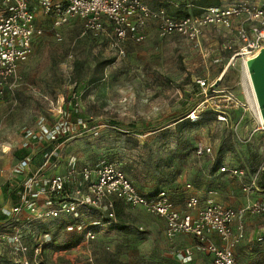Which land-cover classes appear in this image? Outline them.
Instances as JSON below:
<instances>
[{
	"label": "rangeland",
	"instance_id": "1",
	"mask_svg": "<svg viewBox=\"0 0 264 264\" xmlns=\"http://www.w3.org/2000/svg\"><path fill=\"white\" fill-rule=\"evenodd\" d=\"M145 1L172 11L198 5V0ZM236 1L219 0V4ZM42 24L43 34L34 38L31 53L18 63L14 93L0 105V166L8 167L17 160L14 151L24 148L26 132L36 131L40 121L53 123L67 118L73 122L72 132L56 150V165L50 170H66L70 162L93 168L119 160L138 189L153 193L165 188L176 207L191 191L198 195L200 191L202 200L209 197L234 206L264 200V190L252 188L249 194L242 190L264 169V133L257 129L261 119L247 75L246 57L231 58L223 48L228 42L237 44L228 30L205 25L196 39L188 40L177 34L160 36L149 24L145 38L126 41L124 53L119 54L110 46L107 34L81 33L77 18L60 28V36L54 35L48 21ZM103 58L113 61L100 73L95 63ZM196 77H205L217 89H231L239 105L220 106L221 97L211 89H199ZM191 101L198 107L194 123L185 115ZM219 108L225 110V121L216 118ZM173 114L184 115L174 120L170 118ZM161 118H165L157 125L161 127L140 130L144 123ZM79 120L86 122L87 129L78 128ZM110 121L133 122L136 128L125 129ZM197 143L209 145L211 152L196 155ZM44 144L50 147V143ZM215 163L240 167L244 173L235 176L217 172ZM16 178L6 170L0 182L14 183ZM188 182L191 190H186ZM79 183L83 181L77 176L71 186ZM132 208L123 209L122 216L146 218L148 213ZM83 210L77 218L64 216V221L49 219L45 224L48 242L42 264L182 263L163 253L165 242L159 232L150 238L146 232H139L134 222L128 231L115 230L93 209ZM244 217L249 247L239 248L240 262L264 264V210L246 209ZM92 221H98L92 240H86L82 230L68 228L72 224L83 228ZM79 233V242L64 246Z\"/></svg>",
	"mask_w": 264,
	"mask_h": 264
},
{
	"label": "built area",
	"instance_id": "2",
	"mask_svg": "<svg viewBox=\"0 0 264 264\" xmlns=\"http://www.w3.org/2000/svg\"><path fill=\"white\" fill-rule=\"evenodd\" d=\"M72 18L81 21V33L107 34L110 46L119 54L124 53L126 41H142L149 24L155 26L160 36L177 34L188 40L196 39L205 25L223 27L237 41V44H223L231 58L248 57L264 41V0L259 4L238 0L230 4L210 5L198 14L178 16L163 6L152 7L144 0H0V104L14 93L18 63L31 53L34 38L43 34L42 21H48L54 35L60 36V28ZM68 56L71 57V54ZM194 81L199 89H211L221 97L220 106L239 105L231 89H217L205 77H196ZM74 104L77 105V102ZM197 109L193 107L187 117L196 120ZM216 118L225 121V110L219 108ZM77 124L78 128L87 129L86 122L79 120ZM72 127L73 122L67 118L53 123L40 121L36 131L25 134L23 147L29 152L8 167L0 166V178L8 170L21 180L14 204L0 199V213L5 215L0 220V264L4 261L11 264H42L43 250L48 242L43 222L62 216L77 218L82 208H88L101 211L111 223L116 219V199L129 207H140L149 214L161 217L164 221L163 234L168 240L180 234L191 235L195 248L209 254L212 264H240L235 258V247L245 237L242 217L246 209L254 212L264 210V200L235 208L212 199L201 201L198 194L191 191L186 193L184 206L176 208L166 189L152 195L139 192L117 161L104 162L93 168L70 162L64 172L50 170L52 165H56L53 159L61 142L50 147L44 143H51L58 136L68 137ZM257 129L264 133L261 120ZM36 151L41 152L42 161L33 166L31 161ZM261 151L264 154V135ZM210 152L207 144L195 145L198 156ZM217 172L235 176L244 173L240 167L225 165H219ZM77 176L83 183L71 186ZM255 180L244 184L242 190L249 194L252 188H257ZM1 186L2 182L0 196ZM185 187L191 190L192 185L188 182ZM97 224L98 221H93L83 228L76 224L68 225V228L82 230L84 238L92 240ZM190 254V248L174 252L180 259ZM4 257L6 260H3Z\"/></svg>",
	"mask_w": 264,
	"mask_h": 264
},
{
	"label": "trees",
	"instance_id": "3",
	"mask_svg": "<svg viewBox=\"0 0 264 264\" xmlns=\"http://www.w3.org/2000/svg\"><path fill=\"white\" fill-rule=\"evenodd\" d=\"M197 4H198L197 7H194V8H191V9H187V7H184L182 9L176 8V9H174V11H172L171 9H169V10L167 9V11L170 12L171 14L175 15V16L188 15V14H198V13H200L202 11V9L204 7H207V6H210V5H218L219 4V0H198ZM112 61H113V58L97 59L96 63H95V66H97V70L101 73L104 70V68L107 65H109ZM77 64L78 63L76 62L74 66H77ZM195 104H196L195 101H191L189 103L188 107H186L187 112L185 113V115H187L189 113V111L193 109ZM0 105H2V104H0ZM183 115L179 116L178 114H173V115L170 116V118H173L174 120H177L179 118H182ZM163 120H165V118H161V119H159L157 121H154L152 123H144L140 130L141 131H148V130L159 128L161 126H157V125L162 123ZM188 120H190L192 123L197 121V119L196 120L188 119ZM110 122H111L112 125L121 126L122 128H125V129L136 128L135 123H133V122H129V123H125V124L124 123H119L117 121H110ZM179 124H181V123H179ZM65 137L66 136H58L57 138H55L50 143V146L54 145V144H57L59 142H62L65 139ZM14 152H15L14 153L15 156L18 157L17 159H19L20 157L26 155L29 152V149H27V148H19V149H16ZM35 157H39V158H38V161H36V162L31 161L33 166H37V165H39L41 163V161H42L41 152L37 151L33 155L32 160ZM115 161L120 163L121 168L123 170L121 161H119V160H115ZM218 166L219 165H217V164L215 165L216 170H217ZM128 178H129V176H128ZM20 183H21V180L18 179V178H16L14 183L7 182V181H4V183H2L1 190H2V193H3V196H4V201L8 200V202L10 204H14L16 202V200H17V189H18V186L20 185ZM256 187L258 189H260V190H264V169H262L261 171L258 172V176H257V180H256ZM160 189H165V188H160ZM160 189H158L157 191H159ZM138 191L141 192L142 194H145V195H152V194H155L157 192V191H155L153 193H149V192H144V191H142L140 189H138ZM114 207H115L116 219H115V221L113 223H111L112 228L115 229V230H120V231H128L131 225L128 224V223L122 222L120 220V217L122 215V210L125 209L126 207H129V206L125 205L121 200H117L116 199L114 201ZM129 208H132V207H129ZM4 217H5V215L0 213V220L3 219ZM102 217L104 218V220L108 221L107 217L103 213H102ZM58 219L59 220L61 219V220L64 221V216H62V217H60ZM137 228H138V230L139 229L141 230V228H139L138 226H137ZM81 233H83V232H81ZM81 233L75 234L74 237L69 242H67L64 246L65 247H70V246L75 245L77 242H79V240H81V237H82ZM83 236H84V233H83ZM3 255H6V254H3ZM3 260H6V257H4Z\"/></svg>",
	"mask_w": 264,
	"mask_h": 264
},
{
	"label": "crops",
	"instance_id": "4",
	"mask_svg": "<svg viewBox=\"0 0 264 264\" xmlns=\"http://www.w3.org/2000/svg\"><path fill=\"white\" fill-rule=\"evenodd\" d=\"M145 1V0H144ZM146 2V1H145ZM150 5V4H149ZM152 7H158V6H153V5H150ZM64 172L65 170L63 169H59L57 168L55 170V172ZM198 192V191H197ZM2 193V192H1ZM186 196V195H185ZM200 197V200L201 201H204L202 200V195L200 194V191H199V195ZM0 199H4V196H3V193L1 194L0 196ZM209 199V197H208ZM211 199V198H210ZM184 201H185V197L182 198V202L181 204H178V206L180 207H175L176 208H182L184 206ZM222 202V201H221ZM220 202V203H221ZM223 203V202H222ZM244 203V202H243ZM242 203V204H243ZM223 204L225 205H229V206H232V207H235V208H239L243 205H237V206H234V205H231L227 202H224ZM132 209H137V210H142L143 212H145L143 209H141L140 207H134ZM98 213L99 216H102V212L101 211H98V210H94ZM84 212L83 208H82V211H81V214ZM147 213V212H146ZM51 220V219H50ZM120 220L122 222H125V223H129L131 225V222H134L136 224V227H140L141 226V231L139 230V232H146L147 235L150 236V238H152L154 236V233L155 232H159L160 235V238L163 242H165V245H164V254L167 255V256H170L172 258H174L175 260L177 261H181L182 263L181 264H212L211 263V256L209 254H206V253H202L200 252L199 250H197L195 248V241L193 239V237L189 234H180V235H177L175 238H173L172 240H168L164 237V234H163V229H164V221L161 217L159 216H156V215H152V214H147L146 215V218L144 220L142 219H135L133 220V218H129V217H123L121 215L120 217ZM49 220L43 222V226L45 227V224H47ZM93 222V221H92ZM245 217L243 218V225L245 224ZM109 223V222H108ZM113 223V222H111ZM109 223V224H111ZM235 226V225H234ZM131 227V226H130ZM157 228V229H156ZM244 228H245V225H244ZM246 240V234H245V237L244 239L235 247V258L236 260L242 264L240 262V254L242 253L241 251H239V248L241 246H243L244 248L246 247H249V245L247 244V242L245 241ZM168 247V248H167ZM184 248H190L191 249V254L186 256L185 258H177L175 255H174V252L176 250H180V249H184ZM45 249V248H44ZM171 253H169V252ZM245 252H248L247 249L244 250ZM43 253H44V250H43ZM258 262V261H257ZM256 262V264H258ZM9 263V262H8ZM3 264H7L5 262H3Z\"/></svg>",
	"mask_w": 264,
	"mask_h": 264
},
{
	"label": "water",
	"instance_id": "5",
	"mask_svg": "<svg viewBox=\"0 0 264 264\" xmlns=\"http://www.w3.org/2000/svg\"><path fill=\"white\" fill-rule=\"evenodd\" d=\"M245 61L259 115L264 123V41Z\"/></svg>",
	"mask_w": 264,
	"mask_h": 264
},
{
	"label": "bare ground",
	"instance_id": "6",
	"mask_svg": "<svg viewBox=\"0 0 264 264\" xmlns=\"http://www.w3.org/2000/svg\"><path fill=\"white\" fill-rule=\"evenodd\" d=\"M247 75H248V73H247ZM250 82V81H249ZM250 85H251V83H250ZM252 88V87H251ZM253 95H254V93H253ZM255 98V97H254ZM255 102H256V100H255ZM257 105V104H256ZM257 109H258V107H257ZM259 112V111H258ZM260 116V115H259ZM261 119V118H260Z\"/></svg>",
	"mask_w": 264,
	"mask_h": 264
}]
</instances>
